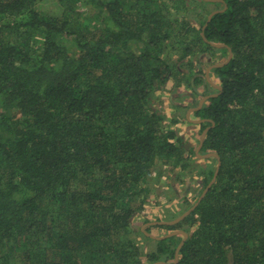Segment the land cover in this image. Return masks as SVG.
<instances>
[{
    "label": "trees",
    "instance_id": "obj_1",
    "mask_svg": "<svg viewBox=\"0 0 264 264\" xmlns=\"http://www.w3.org/2000/svg\"><path fill=\"white\" fill-rule=\"evenodd\" d=\"M185 123L217 176L145 230L188 233L176 264H264V0H0V264H171L183 234L132 221L167 166L212 178Z\"/></svg>",
    "mask_w": 264,
    "mask_h": 264
},
{
    "label": "rangeland",
    "instance_id": "obj_2",
    "mask_svg": "<svg viewBox=\"0 0 264 264\" xmlns=\"http://www.w3.org/2000/svg\"><path fill=\"white\" fill-rule=\"evenodd\" d=\"M179 101L181 103H184L183 101L189 103L190 99L184 94L178 96L177 92L170 94L163 93L154 97L152 103L155 107H161L162 109H165L167 116L170 117L173 113H175L174 110L176 107L173 103ZM187 110L188 108H186L184 112L185 116ZM178 130H180L185 139L184 142L186 148H190L192 147V145H197L201 133L199 132L198 126H186L185 123L181 124L178 127ZM190 159L192 160V163H204V161H200L203 158H200L195 151L191 154ZM212 162L213 161H211V163ZM158 170L159 169H156L153 173L158 174ZM170 170H172L171 167L167 166L166 168H164L163 173H161L159 177L154 176V178L150 180L152 185L151 195L153 194V197L155 195V199L153 197H149V200H147L145 204L146 210L142 213H137V215L133 218L132 224L135 227H140L141 229V226L143 224L142 220L146 217H148L152 221L170 220L168 218H170L171 216L176 217L187 209H185L186 201L190 202L193 200V197L199 195L200 186L197 178L195 177V174H193L194 172H182L181 174V172H178L176 169L173 170L174 172ZM183 176L185 177L184 181H182ZM164 231L165 230L163 229H159L157 232L162 234L164 233ZM158 233L154 234L161 235Z\"/></svg>",
    "mask_w": 264,
    "mask_h": 264
},
{
    "label": "water",
    "instance_id": "obj_3",
    "mask_svg": "<svg viewBox=\"0 0 264 264\" xmlns=\"http://www.w3.org/2000/svg\"><path fill=\"white\" fill-rule=\"evenodd\" d=\"M220 10H223V9H215V10L211 11L208 14L207 19H206V23L203 25V28L205 27V25L207 24V22L210 20L211 16L214 13H216L217 11H220ZM201 35L203 36V38L206 41H208L205 38V36L203 34V31H201ZM209 43L211 45L215 46V47H223V46H225L223 43H215V42H210V41H209ZM231 56H232V51H231L230 48H228V57L223 62H220V63H212V64L208 65L207 68H206L205 76H206L208 82L211 85H213V87L217 88L218 90H221V86L218 85L217 83H215L214 81H212V79L210 78L209 71H210V69L212 67L221 66L224 63L228 62L229 59L231 58ZM215 95H217V92L204 95V96H202L198 100L197 105L192 106V107H189L188 110H187V112H186L187 119L190 122H192V123H200V122L204 121L205 119H203V118L202 119H193V118H190L189 115H190L191 111L198 110L199 108H201V106L204 104V102L206 101V99H208L210 96H215ZM212 124H213V122H212ZM208 128H209V126L205 127L202 130V132L200 133L199 141H198L197 145L195 146L194 151L197 153V155L200 158H207V157H212V156L213 157H216V159H217V165L215 167L213 176L210 179V181L203 188V190L199 194V196L196 199V201L191 206H189L186 210H184L182 213H180L179 215H177L176 217H174L173 219H170V220H153V221L150 220V221H147V222L143 223L142 226H141V230L146 235H148L149 237L154 238V239H162V238H165L167 236H170V235H173V234H177V233H182L183 234L182 239L180 240V242L178 243V245L175 248V251H174V259H173V262L171 264H176L178 262L180 248L182 247L184 241L186 240V238L188 236V233L185 230H183V229H175V230L169 231V232H167L165 234H162V235H156L154 233H151V232L145 230V227L147 225H150V224H170L171 225V224H175V223L179 222L182 218H184L186 215H188L196 207V205L201 201V199L203 198V196L205 195V193L207 192V190L209 189V187L211 186V184L215 181V178H216L217 173H218L219 165H220L219 155L216 152L200 153V149H201V146L203 144V140H204V137H205V134H206ZM149 264H169V263H167L164 260H158V261H155V262H152V263H149Z\"/></svg>",
    "mask_w": 264,
    "mask_h": 264
}]
</instances>
